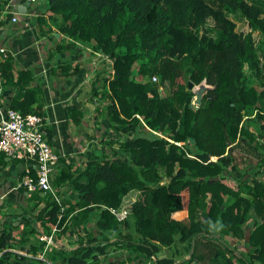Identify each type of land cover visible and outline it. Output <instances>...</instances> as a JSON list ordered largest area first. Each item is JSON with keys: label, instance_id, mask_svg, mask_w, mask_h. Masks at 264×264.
<instances>
[{"label": "trees", "instance_id": "trees-1", "mask_svg": "<svg viewBox=\"0 0 264 264\" xmlns=\"http://www.w3.org/2000/svg\"><path fill=\"white\" fill-rule=\"evenodd\" d=\"M41 4L38 30L50 31V23L42 26L48 16L60 33L55 49L79 42L108 56L89 90L91 99L105 98L112 135L103 139L108 149L63 161L51 179L59 200L36 189L31 200L43 206L3 219L0 264H121L108 258L113 244L151 258L175 240L199 264H264V0ZM236 12L249 30L235 28ZM58 66L63 72L70 64ZM0 71L3 83L19 88L11 107L38 112L30 107L31 72L15 70L9 55ZM204 77L213 86L197 106L188 81ZM71 113L79 122L82 112ZM132 189L135 198L118 218L110 207L119 208Z\"/></svg>", "mask_w": 264, "mask_h": 264}, {"label": "crops", "instance_id": "crops-1", "mask_svg": "<svg viewBox=\"0 0 264 264\" xmlns=\"http://www.w3.org/2000/svg\"><path fill=\"white\" fill-rule=\"evenodd\" d=\"M41 2L42 0H7L4 4L0 12V47L5 49L0 51V60L9 55L15 70L31 72L28 87L34 90V94L29 98L30 107L35 108L38 111L36 113L44 116L43 135L59 153V158L54 163L53 176H55L63 161L76 164L83 162L92 151L99 150V148L108 149L107 145H103V139L111 136L112 130L109 127L108 118L101 111L105 98L94 96L91 99L90 97L89 81L91 78L87 80L86 76L93 73L95 67L98 66L96 64L94 70L91 69L92 65L89 62L91 46L76 42L70 48L55 49L56 44L61 40L59 39L60 33L47 16L50 12L44 13L47 21L42 24L46 28L50 23V31L39 32L38 30L36 17L44 9ZM19 3L26 4L25 11L17 9L16 5ZM14 14H17L15 21L11 20ZM59 63L70 64V67L60 72ZM75 66L77 69L74 68ZM18 91L19 88L17 89L16 86L2 81L0 118L7 108L11 107ZM74 107L82 112L79 122H75L73 118L75 115L71 113ZM29 165L34 168V164L30 161L26 162L0 154V227L3 219L8 215L19 214L24 210L35 212L44 205L41 202L35 207L36 201L31 200L30 196L34 190H28L25 185L19 183L25 167ZM261 178L264 179V173ZM60 189L65 190L66 187L62 185ZM136 192V189L127 192L125 197L128 198L125 200L130 203L135 198ZM42 194L44 195L45 192L42 191ZM14 223L18 221L15 220ZM18 225L21 227V224ZM20 227L15 228L16 234L19 229L21 230ZM223 236L230 239L229 236ZM234 242L241 245L238 240ZM110 248L108 258L111 261H120L121 264L198 263L192 255V248L178 240L160 246L151 258L135 256L130 249L116 247L114 244ZM242 248L243 246L240 250ZM165 258L172 261L158 263ZM102 264L107 263L103 261ZM207 264L216 263L208 262Z\"/></svg>", "mask_w": 264, "mask_h": 264}, {"label": "built area", "instance_id": "built-area-1", "mask_svg": "<svg viewBox=\"0 0 264 264\" xmlns=\"http://www.w3.org/2000/svg\"><path fill=\"white\" fill-rule=\"evenodd\" d=\"M16 18L17 14L11 16V20L13 21ZM4 49V47H0V51ZM101 57L105 58L104 60L106 61L109 60L108 56L102 52H94V58L96 60ZM96 64L98 62H95ZM91 75L93 76V73L88 74L86 79L92 78ZM155 79L156 76L153 75L152 80ZM1 88L2 78L0 71V93ZM43 122L44 116L38 113H23L17 108H7L4 115L0 118V154L33 163L35 176L33 177L30 174V168L26 166L19 183L25 185L28 190L40 189L45 193L50 192L53 197L59 200L56 188L51 182L54 163L58 160L59 153L45 139L42 132ZM110 210L118 218H122L126 215L127 204L122 203L119 208L110 207ZM55 229L54 227L52 230L54 231ZM50 242L51 235L47 237L45 248H48ZM39 256H42V253H39Z\"/></svg>", "mask_w": 264, "mask_h": 264}, {"label": "rangeland", "instance_id": "rangeland-1", "mask_svg": "<svg viewBox=\"0 0 264 264\" xmlns=\"http://www.w3.org/2000/svg\"><path fill=\"white\" fill-rule=\"evenodd\" d=\"M230 17L235 21V28L237 29V30H243V31H247V30H249V26H248V24H247V21H246V19L239 13V12H236V13H232V14H230ZM252 34H253V36H254V38L255 39H258L259 37H260V33L257 31V30H254V31H252ZM90 56L91 57H89V59H90V64L92 65V68L91 69H93L94 70V67H95V62H98V66L97 67H95V68H98V67H102V65H103V63H102V60H104L105 58H99V59H95L94 58V54H90ZM137 79H142V80H146L148 77L147 76H143L142 78H139L138 76L136 77ZM90 80V79H89ZM89 84H90V81H89ZM160 92L162 93V94H166V93H168L169 91H168V88H167V85H163V86H161L160 87ZM115 147H117L118 146V144L117 145H114ZM239 166H241V168H242V166H245V164L244 163H240L239 164ZM167 179L165 178V176L163 177V179L161 180V181H166ZM126 198H128V197H123V200H122V203L124 204H127V203H129V201L127 200H125ZM121 203V204H122ZM20 231V230H19ZM18 231V232H19ZM33 236H37L36 234H32ZM110 251V250H109ZM42 253V252H41ZM43 254V253H42Z\"/></svg>", "mask_w": 264, "mask_h": 264}, {"label": "water", "instance_id": "water-1", "mask_svg": "<svg viewBox=\"0 0 264 264\" xmlns=\"http://www.w3.org/2000/svg\"><path fill=\"white\" fill-rule=\"evenodd\" d=\"M16 7L19 11H25L26 4L19 3L16 5ZM188 86L191 88V91L193 93L192 103L198 106L201 102L203 94L207 91L208 88L212 87L213 85L207 83L206 78L204 77L197 83L188 81ZM190 140L192 139L190 138Z\"/></svg>", "mask_w": 264, "mask_h": 264}]
</instances>
